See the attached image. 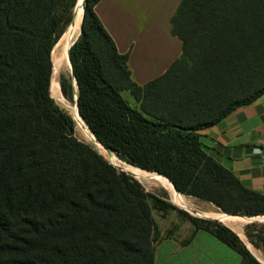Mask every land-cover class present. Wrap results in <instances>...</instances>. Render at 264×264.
I'll return each instance as SVG.
<instances>
[{"label":"trees","instance_id":"16d2710c","mask_svg":"<svg viewBox=\"0 0 264 264\" xmlns=\"http://www.w3.org/2000/svg\"><path fill=\"white\" fill-rule=\"evenodd\" d=\"M99 1L87 0L69 49L78 91L73 76L60 78L87 127L121 160L184 195L229 214L238 210L224 204L228 194L264 206V194L211 156L200 134L264 94V0H181L171 24L182 55L143 86L94 11ZM76 2L64 11L60 0H0V264H155L159 229L148 199L156 195L79 138L55 100L53 48ZM178 210L248 264H262L227 226L211 230L200 221H218ZM258 239L264 248V232Z\"/></svg>","mask_w":264,"mask_h":264},{"label":"crops","instance_id":"0c3cea01","mask_svg":"<svg viewBox=\"0 0 264 264\" xmlns=\"http://www.w3.org/2000/svg\"><path fill=\"white\" fill-rule=\"evenodd\" d=\"M180 2L100 0L94 6L118 51L128 55L131 78L140 86L163 75L182 55L183 42L171 24ZM200 134L211 156L246 187L264 194V94ZM173 215L169 222L158 223L162 237L156 244L155 264H248L213 233Z\"/></svg>","mask_w":264,"mask_h":264},{"label":"rangeland","instance_id":"374dc122","mask_svg":"<svg viewBox=\"0 0 264 264\" xmlns=\"http://www.w3.org/2000/svg\"><path fill=\"white\" fill-rule=\"evenodd\" d=\"M80 1L81 0H77V2L75 3L76 11H77V8L79 7ZM72 2H73V0H60V4H61L60 7L62 8L61 10L65 11L71 5ZM75 5L73 7V13H74V10H75ZM82 5L83 4L80 5V10L81 11H82ZM72 22H73V20H72ZM72 22L66 28L65 32L69 29V27H71ZM64 33H63V35H64ZM80 34L81 33L79 31L78 35L73 39V42H76L79 39ZM60 39H59V41H60ZM59 41L56 43V45L53 48V50H55V48H56V55H57V48H59V44H60ZM52 54H53V52H52ZM72 70H73V67H72ZM72 70H71V66H69L66 63L64 64L63 67L56 68V63H55V65L53 66V74H52V77H55L54 93H55V85L58 86V88H59V90L61 92V95L59 97H57V95L55 93V100L58 103V105L61 108H63L64 110H66L70 115H71V112H73L71 107L74 108L76 110V112L78 113L76 105H75V97H74L73 100H70V99L66 98L63 95V93L61 91V88H60V78L62 76H66L67 78L71 77L72 76V72H71ZM122 96L131 106L136 107L138 109H141L140 102H138L130 94V92L124 91V92H122ZM63 98L65 99L66 103L63 101ZM76 132H77V136L79 138H81L82 140H85V141L89 142L90 144L92 142H94L93 140L88 141L87 139H85L82 136V134L77 130V128H76ZM97 148H98V146H97ZM152 175L156 179H159V177L157 175H154V174H152ZM136 179L143 184V186H144V188H145V190L147 192H151V193L155 194L157 199H158V201H157V199H154L152 197H149V199H148L149 204L151 206L152 215H153L157 225H158V223L169 222L171 220V218L174 219V217H175V215H173L174 212L177 213L180 217H184L183 213L178 210V209H182V210L188 212L189 214H191L194 217L218 221L219 223H215V222L206 223L205 221H200L201 225L207 226L211 230H218V228L222 227L223 225L227 226L234 233H236L243 242H244V238L243 237H245L253 246L258 248L259 251H261V256L264 257V248L261 246V241L258 239V236L262 232H264V228H262L261 226H256V227L253 226L254 223L260 224L261 222H256V221L255 222H248V220H247L248 217H255V218H258V219L264 218V215L263 216H248L249 212H255V211H258V210H264V206H262L259 202L243 200V199L238 198L236 195H232V197H231L230 194H228L227 197H224V200H223L224 204H226L231 209L238 210L236 212L237 214H229L230 213L229 211L223 210V208H221L213 200H209V199L201 198V197H197V196H188V199L191 201V203L198 210V211H193L191 208L185 207L183 204L180 205L178 202L174 201L173 196L164 187H162L160 185L157 186V185H155L153 183H149V182H146V181H142V180H140L137 177H136ZM257 192H260V191H257ZM163 202L167 203V204H172L175 207H177V209H174L171 206H167L166 204H165V207H161L160 205L163 204ZM200 210H203V211H216V212L227 214L230 217H234L237 220V222L239 223V228L224 224L222 221L218 220L215 217H211L210 215L202 214L201 212H199ZM158 229H159V225H158ZM161 237H162V233H161V230L159 229V233L155 236V239H154L153 243L157 244V242L161 239Z\"/></svg>","mask_w":264,"mask_h":264},{"label":"bare ground","instance_id":"6f19581e","mask_svg":"<svg viewBox=\"0 0 264 264\" xmlns=\"http://www.w3.org/2000/svg\"><path fill=\"white\" fill-rule=\"evenodd\" d=\"M81 4H83V0L80 1L79 7L77 8L78 15L75 18V21L72 22L71 27H69V29L64 33V35L61 37L59 41L60 44H59V48H57V55H56L57 57H55V60H54L56 63V68L63 67L65 63L70 66L69 56H68V47L70 46V44L73 42V39L78 35L80 31V26H81L82 17H83V5H82V11L80 10ZM53 84H55V77H53ZM55 93L57 97L61 95V92L57 85H55ZM63 101L65 102L64 98H63ZM71 109L73 112L71 111L70 112L76 121L77 130L88 141L93 140L95 143H97V146L99 148L98 150L105 157V159H107L109 162L113 161V163L117 164L118 166L126 168L127 171L131 175L133 174L132 176H134L135 178L137 177L142 181H146L149 183H153L157 186L160 185L164 187L173 196L174 201L178 202L180 205L183 204L185 207L191 208L193 211H198L197 208L188 199V196L176 191L172 186H170V184L166 180H164L161 177L162 176L161 174L157 172H147L144 170L142 171L140 170V168L130 165L127 162L121 160L112 151L107 150L103 145H101L95 139V136L92 134L90 129L87 127V125L85 124V122L83 121V118L79 115V113H77L74 108L71 107ZM152 174L157 175L159 179H156ZM199 212H201L202 214L210 215L211 217H215L218 220L222 221L224 224L239 228V223L237 222V220L234 217H230L227 214L216 212V211H203V210H200ZM243 238H244V243L247 246V248H249L250 252H252L253 255L256 256L260 262L264 263V257L261 256V251H259L258 248L253 246L245 237Z\"/></svg>","mask_w":264,"mask_h":264},{"label":"water","instance_id":"95a60500","mask_svg":"<svg viewBox=\"0 0 264 264\" xmlns=\"http://www.w3.org/2000/svg\"><path fill=\"white\" fill-rule=\"evenodd\" d=\"M86 3H87V0H83V17H82V22H81V26H80V33H81V31H82V27H83V20H84V14H85V7H86ZM77 15H78V12L76 11V5H75V10H74V14H73V22L75 21V18L77 17ZM75 42H73L72 44H70V46L68 47V56H69V49H70V47L74 44ZM69 63H70V66H71V70H72V64H71V61H70V57H69ZM72 72V76H73V78H74V86H75V88H76V91H78V85H77V81H76V78H75V76H74V73H73V70L71 71ZM77 98H78V96L77 95H75V105H76V108H77V111H78V113H79V115H80V112H79V109H78V103H77ZM81 116V115H80ZM82 117V116H81ZM75 120V119H74ZM84 120V119H83ZM85 122V121H84ZM86 123V122H85ZM87 125V124H86ZM88 126V125H87ZM90 129V128H89ZM91 130V129H90ZM91 132H92V130H91ZM92 134L94 135V133L92 132ZM95 136V135H94ZM95 139L101 144V145H103L97 138H96V136H95ZM94 147H95V149H97L98 150V148H97V144L96 143H94V142H92L91 143ZM104 146V145H103ZM105 147V146H104ZM106 148V147H105ZM107 149V148H106ZM107 150H109V149H107ZM99 151V150H98ZM99 153L101 154V152L99 151ZM113 166H115L118 170H121V171H123V172H126V173H128V174H130L128 171H127V169L126 168H124V167H121V166H118L117 164H115V163H113V162H110ZM140 169H142V168H140ZM142 170H144V169H142ZM145 171H147V170H145ZM147 172H151V171H147ZM131 175V174H130ZM174 186V185H173ZM175 188V187H174ZM175 190L177 191V189L175 188ZM248 222H264V218H261V219H258V218H255V217H248Z\"/></svg>","mask_w":264,"mask_h":264}]
</instances>
